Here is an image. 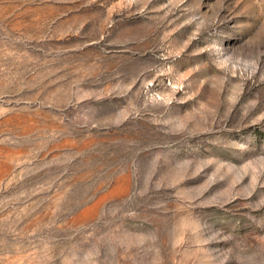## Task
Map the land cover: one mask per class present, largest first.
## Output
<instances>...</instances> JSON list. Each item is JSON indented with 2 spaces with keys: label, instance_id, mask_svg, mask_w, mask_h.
I'll return each mask as SVG.
<instances>
[{
  "label": "rangeland",
  "instance_id": "374dc122",
  "mask_svg": "<svg viewBox=\"0 0 264 264\" xmlns=\"http://www.w3.org/2000/svg\"><path fill=\"white\" fill-rule=\"evenodd\" d=\"M0 264H264V0H0Z\"/></svg>",
  "mask_w": 264,
  "mask_h": 264
}]
</instances>
